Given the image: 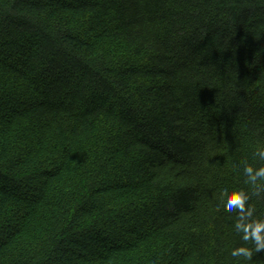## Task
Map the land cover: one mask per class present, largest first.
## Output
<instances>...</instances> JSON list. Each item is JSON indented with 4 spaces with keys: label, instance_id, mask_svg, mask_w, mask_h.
Here are the masks:
<instances>
[{
    "label": "trees",
    "instance_id": "trees-1",
    "mask_svg": "<svg viewBox=\"0 0 264 264\" xmlns=\"http://www.w3.org/2000/svg\"><path fill=\"white\" fill-rule=\"evenodd\" d=\"M262 147L264 0H0V264H264Z\"/></svg>",
    "mask_w": 264,
    "mask_h": 264
},
{
    "label": "clouds",
    "instance_id": "clouds-1",
    "mask_svg": "<svg viewBox=\"0 0 264 264\" xmlns=\"http://www.w3.org/2000/svg\"><path fill=\"white\" fill-rule=\"evenodd\" d=\"M254 161H264V147L257 148L253 155ZM243 175L246 177L245 184L256 186L264 180V166L255 167L252 163L243 162ZM249 195L243 189L231 191L227 188L222 191V203L224 208L236 213L233 225L236 233L245 241H251L255 245V252L264 251V219H253L254 210L249 205ZM232 257L251 260L253 249L245 246L233 248L230 251Z\"/></svg>",
    "mask_w": 264,
    "mask_h": 264
}]
</instances>
